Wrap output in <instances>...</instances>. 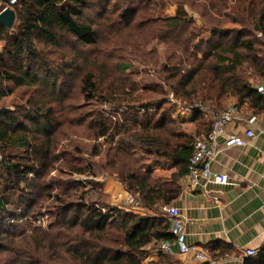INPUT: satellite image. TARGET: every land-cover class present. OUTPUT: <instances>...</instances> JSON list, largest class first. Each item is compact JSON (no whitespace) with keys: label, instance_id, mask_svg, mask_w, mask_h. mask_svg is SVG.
Returning a JSON list of instances; mask_svg holds the SVG:
<instances>
[{"label":"trees","instance_id":"16d2710c","mask_svg":"<svg viewBox=\"0 0 264 264\" xmlns=\"http://www.w3.org/2000/svg\"><path fill=\"white\" fill-rule=\"evenodd\" d=\"M172 2L173 15L145 21L160 0H16L11 6L12 29L0 25V251L10 252L16 264L20 246L28 257L19 264H141L147 246L172 240L160 210L178 198L192 153L194 136L171 116L176 103L213 111L223 110L228 98L237 106L263 103L256 88L264 83V0ZM187 7L198 21H191ZM116 19L122 30L142 20L148 43L160 47L136 46L114 68H98L85 50L98 52L100 27ZM133 60L140 72L130 71ZM144 76L155 81L141 85ZM73 86L83 98L77 108L88 109L77 125L86 122L84 130L98 142L94 167L153 215L89 201L98 185L92 181L82 192L80 181L46 182L63 124L55 107L73 95ZM15 89L33 90L43 101L3 107ZM193 113L195 122L203 120L199 107ZM210 123L204 130L198 124L196 134L208 133ZM140 156L169 160L176 172L159 182ZM90 167L69 168L96 178ZM43 199L53 203L46 227L35 215ZM252 258L251 264H264V247Z\"/></svg>","mask_w":264,"mask_h":264},{"label":"crops","instance_id":"0c3cea01","mask_svg":"<svg viewBox=\"0 0 264 264\" xmlns=\"http://www.w3.org/2000/svg\"><path fill=\"white\" fill-rule=\"evenodd\" d=\"M1 8L0 0V12ZM259 85L264 86V83ZM262 98V106L255 108L249 101L237 106L233 98L226 99L223 104L224 108L236 105L244 119L228 124L225 128L227 133L245 139L247 122L254 119L251 127L254 138L248 145L224 149L213 159L212 170L227 174L228 183L226 185L205 183L199 179L196 186L186 187V173L179 180L181 192L178 198L170 205L163 206L178 209L184 224L185 244L207 250L208 260L198 261L193 254L183 255L176 246L171 247V254H165L158 250L156 243L145 248L146 257L141 264L253 263V258L247 256L246 252L254 250L258 253L264 247V97ZM181 113L173 110L172 119L190 124H203L200 130H204L205 126L209 127L211 116L208 112L203 113V120L199 123L194 121V113L186 115ZM219 142L222 146L224 139H220ZM142 161L152 169L153 177L159 182L170 181L171 175L176 172L169 160L144 156ZM164 162H168L170 167H163L161 163ZM254 162L256 164L251 169ZM103 192L110 194L117 205H122L120 208L127 211L130 209L121 203L130 193L123 189L117 179L108 178ZM143 209L144 211L140 213L142 215L154 214L151 210Z\"/></svg>","mask_w":264,"mask_h":264},{"label":"rangeland","instance_id":"374dc122","mask_svg":"<svg viewBox=\"0 0 264 264\" xmlns=\"http://www.w3.org/2000/svg\"><path fill=\"white\" fill-rule=\"evenodd\" d=\"M160 1L162 3L152 9L153 11L152 16L149 13L146 14L145 19L143 21H145L148 17H152L155 19L156 17L159 16H171L175 13L177 6L172 2V0H160ZM186 11L191 21L192 20L198 21V17L195 15V13H193V11H191L188 7L186 8ZM140 21L137 24H135V27H132L127 30H122L121 29L122 26L117 25L119 23L118 19H116L117 23H115L114 25L109 23L102 25V27H100L99 29V34H100L98 38L99 51L93 52V51L85 50L86 51L85 56L88 57L89 59H95L96 67L99 68L101 64L104 65L106 64L109 66V69L114 68V65L117 62H121L122 60L129 59L131 55L130 53L134 47L136 46L142 47L146 43H148L147 37H145L146 27L140 25ZM207 36L208 34L205 35V37ZM158 46L159 45L156 42H152L151 44L148 43L145 49L148 50L150 48L158 47ZM0 48H2V44H0ZM133 65L134 67L130 71L134 73L140 72L143 69V67L140 66L135 60H133ZM98 74H100V72ZM154 81L155 79L152 76H144V78L140 79L141 85H148L153 83ZM71 86L72 84L68 87ZM73 90H75L73 95L69 99L64 101V105L62 107L60 105L55 107L57 110H59L57 111L58 119L63 124L57 130V134L55 135V137L59 135L60 136L57 138L58 140H57L56 150L52 153L51 160L53 159V157L56 158V160L52 161L50 165L53 171L46 178V182L53 184L56 183V185L58 186V183L80 181L86 184L85 188H80L78 190V192H82V191H88L91 187L94 186L93 184L89 185V183H87L88 181H92L94 183H97L99 186L97 185V188L95 190L89 192V194L87 195L89 201L91 202L97 201L102 206L110 205L120 208L122 207V205H117L115 203V199L110 194H103L105 181L108 180V178L110 177H106L105 175L104 176L100 175L99 171L97 170V167H94L97 158H93L92 156L93 145L95 144L98 145V142L89 138L91 134L90 131L84 130V128L85 129L87 128L86 122L83 123V125H79V126L77 125L78 124L77 121L80 118L81 112L86 111L85 113H87L88 109L79 110L77 108L78 105H83V98L82 96H80L78 92V88L76 89V86L75 87L73 86ZM166 90L168 91L167 96L169 97V99L175 101L173 94L169 92L168 89ZM29 99H33V102L43 101L38 98L36 93L35 94L33 93V90L15 89L11 96L2 100V105L3 107L12 110L18 107L28 105ZM94 104L96 103L94 102ZM208 109L211 110L210 108ZM176 111L180 113L182 112L181 115L191 114L194 112V110L189 111L186 109H184L183 111L176 109ZM102 112L110 115L109 109L102 110ZM203 112L206 114V111ZM180 117H178V119ZM181 124H182L181 125L182 129L185 133L191 136L197 135L196 132L199 131L198 124H190V122H181ZM53 127L56 128V124H54ZM140 157L141 160L144 159V156H140ZM161 164L164 165L163 167H167V166L170 167V164L168 162H164ZM71 165L74 167L92 166L90 168H92L93 170L95 169L97 176L96 178H94L88 174H81V175L76 174L70 170L69 167ZM54 187H55L54 191H56L57 188L56 186ZM109 195L112 197L111 200L109 199L110 198ZM40 203L41 206L37 207L35 211V215L37 219L41 221L42 225L46 227L47 224L50 222V220L47 219L45 214L47 213L49 208H51L53 203L51 201H46L45 199H43ZM121 203H123V205L126 206L124 200H122ZM128 211H132V209H128ZM134 212L138 213V211H134ZM17 252L19 253V255H21V257L18 260V264H19L20 262L23 261V259H25V257H28V255L26 256V253L28 251L25 249V247L20 246L17 248ZM0 264H16L14 260V256L8 251H0Z\"/></svg>","mask_w":264,"mask_h":264},{"label":"built area","instance_id":"2783aa9c","mask_svg":"<svg viewBox=\"0 0 264 264\" xmlns=\"http://www.w3.org/2000/svg\"><path fill=\"white\" fill-rule=\"evenodd\" d=\"M16 0H1L3 9L13 6ZM2 9V10H3ZM257 93L264 97V86H257ZM173 103H176L172 100ZM196 107H199L202 111H206L211 116V123L209 132L206 134H197L193 138L192 153L187 160V175H186V187H193L198 184L199 179L205 181V183H216L220 185H226L228 183V175L218 173L211 168L213 159L221 153L224 149L232 147H244L250 143L254 138L252 125L254 119H250L248 127L245 130V139L239 138L231 133H227L225 128L228 124L234 122L243 121V117L240 114V110L236 105H229L220 111L209 110L203 106H190L182 107L176 103V109L183 111L184 109L193 111ZM183 109V110H182ZM224 139V143L221 146L219 140ZM256 162L250 167L254 168ZM124 203L130 207L133 211L141 213L144 211L140 203L131 195L127 194L124 198ZM164 214L169 221V233L172 236L171 241H163L157 243L159 251L165 254H171L172 246H176L179 252L183 255L193 254L194 258L198 261L208 260V251L205 249H197L196 247L187 246L185 244V230L184 224L180 217L179 211L175 207H163ZM257 254L254 250H248L246 255L249 257H255Z\"/></svg>","mask_w":264,"mask_h":264},{"label":"water","instance_id":"95a60500","mask_svg":"<svg viewBox=\"0 0 264 264\" xmlns=\"http://www.w3.org/2000/svg\"><path fill=\"white\" fill-rule=\"evenodd\" d=\"M15 22V13L12 8H5L0 12V25L7 29H12ZM203 264H209L204 262Z\"/></svg>","mask_w":264,"mask_h":264}]
</instances>
